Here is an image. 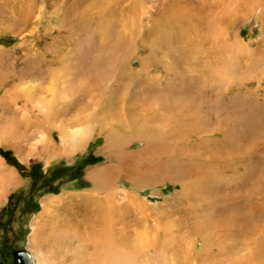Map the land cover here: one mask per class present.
I'll use <instances>...</instances> for the list:
<instances>
[{
    "label": "rangeland",
    "instance_id": "374dc122",
    "mask_svg": "<svg viewBox=\"0 0 264 264\" xmlns=\"http://www.w3.org/2000/svg\"><path fill=\"white\" fill-rule=\"evenodd\" d=\"M211 1L212 9L203 0H0V134H9L0 158L19 180L0 204V264H14L19 249L33 264H109L99 232L63 225L106 207L104 227L113 222L130 240L160 229L153 213L167 216L158 251L140 241L117 264H207L211 248L232 256L231 240L213 232L221 219L213 210L230 218L242 207L247 231L237 249L258 233L264 259V0ZM176 4H194L197 21L174 14ZM53 169L56 190H44ZM36 221L43 232L32 247Z\"/></svg>",
    "mask_w": 264,
    "mask_h": 264
},
{
    "label": "bare ground",
    "instance_id": "6f19581e",
    "mask_svg": "<svg viewBox=\"0 0 264 264\" xmlns=\"http://www.w3.org/2000/svg\"><path fill=\"white\" fill-rule=\"evenodd\" d=\"M219 1V0H218ZM242 1V0H241ZM253 1H256L258 4H262L263 2H261L262 0H248V2H253ZM31 2V1H30ZM86 2V1H85ZM172 2H174V1H172ZM212 1L210 0H208V1H206V0H203V4H205V3H207V4H209L208 5V7L210 8V9H212L213 7H212V3H211ZM216 2V1H215ZM87 3V2H86ZM190 4V3H189ZM170 5V4H169ZM172 5H175V4H172ZM194 4H192L191 6L190 5H188L187 6V4L186 5H184V4H180V5H177L176 4V7H177V9L176 10H174V11H172V12H174V14H181V16H180V18L181 19H185V20H187V21H192L196 16H197V12H195L194 11V8L196 7V6H193ZM238 5V4H237ZM263 5V4H262ZM171 6V5H170ZM201 7H203V6H201ZM168 8H170V7H168ZM172 8V7H171ZM170 8V9H171ZM204 8V7H203ZM169 9V10H170ZM196 9H198V8H196ZM264 9V7L262 8V10ZM264 11V10H263ZM29 12V11H28ZM170 12V11H169ZM171 12V13H172ZM74 13V12H73ZM171 13H169V14H171ZM200 13H202V12H200ZM76 14V13H75ZM80 14V13H79ZM28 16V15H27ZM26 18V17H25ZM259 18H263V14H260V16H259ZM197 18H195V20H196ZM26 21H27V19H26ZM197 21V20H196ZM198 21H200V24H201V21L203 22V20H201L200 18H198ZM132 24H133V21H132ZM131 30H132V28L130 29V33H131ZM127 32V31H126ZM136 36V35H135ZM212 36H214V38H215V40H221V39H224V37L226 36V34H225V32L223 31V30H214L213 32H212ZM131 39H133V38H131ZM54 46V45H53ZM62 61V60H61ZM64 70V69H63ZM218 73H220V76L221 77H228L229 76V74L228 73H226V71H225V69H222V70H218ZM3 74L4 73H2V76H3ZM43 74V73H42ZM48 77V76H47ZM45 78V77H44ZM49 79V78H48ZM59 81V80H58ZM55 80H54V82H53V84L51 85V86H48V90L50 91V93L52 94H55L56 93V91L58 90L57 88H55ZM51 83V82H50ZM49 83V84H50ZM46 87V86H45ZM152 91V90H151ZM13 93V92H12ZM22 93V92H21ZM191 93V92H190ZM189 93V94H190ZM121 94V93H120ZM141 94V93H140ZM164 94V93H163ZM162 94V95H163ZM143 95V94H142ZM16 96H18L17 94H16V92H15V94L13 95V97L11 98L12 100V102L13 103H17V97ZM187 96V95H186ZM139 97V96H138ZM145 97V96H144ZM159 97V96H158ZM163 97H164V95H163ZM170 97V96H169ZM183 97V96H182ZM149 98V97H148ZM161 98V97H160ZM181 98V97H180ZM165 99H167V97L165 98ZM184 100V99H183ZM201 100V99H200ZM145 101V100H144ZM143 100H142V102H144ZM153 101V100H152ZM173 103H174V101L173 100H171ZM51 102H53V101H51ZM72 102L73 103H75V100H72ZM140 102V101H139ZM151 102V101H150ZM149 102V103H150ZM192 102V101H191ZM155 103V102H154ZM153 103V104H154ZM167 103V102H166ZM173 103L171 104V106H173ZM187 103V102H186ZM188 103H189V100H188ZM168 104V103H167ZM175 104H176V102H175ZM198 104V103H197ZM145 106H147L146 104H145ZM190 106H191V104H190ZM199 106V105H198ZM196 107V106H195ZM143 108V107H142ZM214 108V107H213ZM27 110V108L26 107H24V105H23V108H22V110ZM210 109V108H209ZM214 110V109H213ZM207 111H209V110H207ZM160 115V114H159ZM162 115V114H161ZM165 115V114H164ZM163 115V116H164ZM165 117H167V116H165ZM164 117V118H165ZM245 119V118H244ZM246 120L247 121H252L250 118H246ZM254 121V120H253ZM226 122V121H225ZM237 126V125H236ZM204 132V131H203ZM8 136H9V134H8V131H5V132H3V133H1L0 134V140L1 141H6V140H8ZM235 137V136H234ZM226 139H227V137H226ZM62 141H65L64 139H62ZM51 142H49V147H50V150H51ZM226 144V143H225ZM53 145V144H52ZM219 147H221V146H219ZM224 147V146H223ZM147 148V147H146ZM160 150V149H159ZM53 151V150H52ZM150 151V150H149ZM52 153V152H51ZM137 157V156H136ZM50 158V157H49ZM169 158V157H168ZM163 160V159H162ZM166 160V159H165ZM134 161V160H133ZM50 162V161H49ZM137 162V161H136ZM157 162H158V160H157ZM5 161L2 159V158H0V204H2V203H4V201H5V199L7 198V194H8V191L10 190V187H12V186H15V185H18V181L19 180H17V173H16V171L14 170V169H9V171H6V168H4L5 167ZM123 165V164H122ZM153 166V165H152ZM137 167V166H136ZM157 166L155 165V168H156ZM154 168V169H155ZM152 169V168H151ZM158 169V168H157ZM50 169H49V167H47V169H46V174L47 173H49V175H50V171H49ZM53 171V170H52ZM51 171V172H52ZM149 171V170H148ZM93 172V171H92ZM94 172H96L95 170H94ZM45 174V175H46ZM53 174V173H52ZM144 174V173H143ZM202 175V174H201ZM103 177V176H102ZM195 177H197V176H195ZM47 178V177H46ZM186 185V184H185ZM205 186V185H204ZM184 188V187H183ZM182 188V189H183ZM208 189V188H207ZM218 189V188H217ZM190 190L191 189H189V187L188 186H185V191H187V197H188V205H189V207H187L188 209H190V212H191V214L193 215V217H194V220H196V218H197V215H198V208L197 207H195V206H193V204H194V202H193V199L195 198V196L192 194L191 195V193H190ZM199 190V189H198ZM219 190V189H218ZM112 192V191H111ZM114 192V191H113ZM205 194V193H204ZM203 194V195H204ZM215 194V193H214ZM220 194V193H219ZM228 194V193H227ZM205 195H207V194H205ZM221 195V194H220ZM227 196V195H226ZM225 196V197H226ZM6 197V198H5ZM110 198L109 199H111V195L109 196ZM137 197V196H136ZM136 197L135 198H133V199H135L136 200ZM212 197V196H211ZM228 198V197H227ZM233 198H234V196H233ZM98 199V198H97ZM51 197H49L48 199H46L45 201H44V204L46 203V208L44 207V209H47L46 211H45V213L48 211V209H50V207H49V204L51 203ZM138 200V199H137ZM209 200H210V198H209ZM228 200V199H227ZM232 200V199H231ZM230 200V201H231ZM241 200V199H240ZM243 200V199H242ZM96 202V201H95ZM248 202V201H247ZM113 201L111 200V201H109V203H108V207H112L113 208V210L115 209L114 207H113ZM130 203V202H129ZM234 203V202H233ZM232 203V204H233ZM96 204V203H95ZM98 204V203H97ZM142 204V203H141ZM208 204H210V203H208ZM249 204V203H248ZM251 205V204H250ZM90 206V205H89ZM93 206H95V205H93ZM101 206V205H100ZM103 206V205H102ZM101 206V207H102ZM207 206H209V205H207ZM86 207V206H85ZM96 207V206H95ZM94 207V208H95ZM146 207V206H145ZM248 207V206H247ZM91 208H93V207H91ZM93 208V209H94ZM99 208V207H98ZM107 208V207H106ZM101 209V212H96V213H91V214H89V215H87L88 214V212H89V209H88V211H84L85 213L83 214H81V220H79L80 222H78V221H76L75 219H73V221L71 222L70 220H69V218L64 222V226H65V228H67V226L68 227H71L69 230H70V232L72 233V232H74V234L75 233H79L80 235H82V234H96L97 232H99L98 234H97V238L95 239V241H96V243L97 244H99V245H102L103 246V248H104V246L105 247H107V249H106V251L107 252H109L110 254L108 255V258L106 257V260L107 259H109V264L111 263V262H113L114 264L116 263H120L121 261H123V257H124V254H125V252H124V254H122V251L123 250H127L128 248H130L131 249V245H137V243L138 242H140L141 244H142V242H143V244L142 245H145L144 247H147L148 249H156V251H158L157 249H158V247L163 243V241H162V243H161V241H160V238H161V236H164V234L162 235V232H166V230H168L167 229V226L168 225H166V223H163L160 219H163V216H164V218H166L167 216H166V212H161V213H153L152 215H153V217L155 218V221H156V224L159 226L158 228H160L158 231H156L154 234H152V236H150V235H148V234H145V235H143V234H139V236L137 237L138 239L137 240H130V239H128L127 237H126V235L127 236H130L128 233H123V232H120V231H115L114 230V224H113V222H110L109 223V225L106 227V225H105V227H104V223H103V218L101 217V215H100V213H105L106 211H107V209ZM140 208H141V206H140ZM139 208V209H140ZM214 208V207H213ZM243 208V207H242ZM237 209V211L234 213H232L231 214V217L230 218H226V216L225 217H222V216H220L219 214H223L222 212H220V211H214L213 210V215L212 216H219L221 219H219V220H217V221H213L212 222V229H213V232H215L216 233V231H219V235L222 237V238H224V236L226 235L230 240H231V242H232V247L230 248V249H232V250H236V253L235 254H232V256H223L222 255V253H221V255L222 256H220V257H218L220 254H218L217 253V251H215V249H213V248H211L210 250L211 251H215L214 253L213 252H206L207 254H206V256H208V257H206V258H208V262H207V264H264V259H261V258H259L258 256H257V254H256V248L259 246V240H258V236H256V234H258V233H256L254 236H250L249 237V239H248V245H242L240 248H239V250L237 249V246L239 245L238 244V242H239V240H240V238H241V236L242 235H239V234H245L246 233V231H247V224H245V221H244V219H246V209L244 208V209ZM86 209V208H85ZM119 209H121V206H120V208ZM207 209V208H206ZM210 209V208H209ZM256 209H258L257 207H256ZM96 210V209H95ZM146 210V209H145ZM147 210H148V208H147ZM150 210V209H149ZM180 210V209H179ZM245 210V211H244ZM249 210H250V208H249ZM130 211V210H129ZM182 211V210H181ZM180 211V212H181ZM188 211V210H187ZM252 211H253V209H252ZM256 211V210H255ZM128 212V211H127ZM142 212V211H141ZM147 212V211H146ZM153 212V211H152ZM45 213H42L41 214V216H43V214H45ZM120 213V212H119ZM94 214V215H93ZM144 214V213H143ZM171 214V213H170ZM87 215V216H86ZM150 215H151V213H150ZM168 215V214H167ZM187 215V214H186ZM264 215V214H263ZM77 216V215H76ZM149 216V215H148ZM208 216V215H207ZM210 216V215H209ZM68 217V216H67ZM152 217V216H151ZM184 217V216H183ZM192 217V216H191ZM228 217V216H227ZM186 218V217H185ZM253 218V217H252ZM51 219H53V217L51 218ZM64 219V218H63ZM254 219V218H253ZM261 219V218H260ZM54 220V219H53ZM174 221V223L176 224L175 226H179V223H180V221L182 222V220L180 219H177L176 220V218H174L173 219ZM185 220V219H184ZM126 221V220H125ZM34 222H35V220H34ZM37 222V221H36ZM48 222V221H47ZM195 222V221H194ZM255 222V221H254ZM43 224V223H42ZM42 224L40 223V222H37L36 224L34 223V228H35V230H34V232H33V234L31 235L32 237H31V240H30V243H31V246L32 247H36V245H38L37 243H38V235L41 233V232H43L42 231ZM188 224V223H187ZM259 224V223H258ZM182 225L183 224H181V227H182ZM185 225V224H184ZM183 225V226H184ZM190 225H192V224H189V226ZM44 226V225H43ZM187 226V225H186ZM194 227H195V229H196V232H197V234H198V238L200 239V240H202L203 241V236H202V232H203V228H202V225L200 226V224H197V223H194V225H193ZM180 227V228H181ZM188 227V226H187ZM46 228V227H45ZM44 228V229H45ZM120 228V227H119ZM168 228H170V227H168ZM180 228H178V232L180 233ZM183 228V227H182ZM59 230V229H58ZM123 230V229H122ZM56 231V230H55ZM60 231V230H59ZM58 231V232H59ZM66 231V230H65ZM124 231V230H123ZM187 231V230H186ZM189 231V230H188ZM57 232V231H56ZM64 232V231H63ZM69 232V233H70ZM114 232V233H113ZM171 232V231H170ZM61 233V232H60ZM70 233V234H71ZM137 232H135V234H136ZM146 233V232H145ZM169 233V232H168ZM194 233V232H193ZM253 233V232H252ZM251 233V234H252ZM44 234V233H43ZM74 234H73V236H74ZM78 234V235H79ZM134 234V235H135ZM254 234V233H253ZM55 235H56V233H55ZM59 235V234H58ZM63 235V234H62ZM62 235H60V238L62 237L63 238V236ZM137 235V234H136ZM166 235V234H165ZM169 235V234H168ZM170 235H171V233H170ZM188 235V234H187ZM208 235V234H207ZM44 236V235H43ZM65 236H67L66 234H65ZM64 236V237H65ZM69 236V235H68ZM67 236V237H68ZM244 236V235H243ZM45 237V236H44ZM93 237V236H92ZM173 237V236H172ZM175 237V236H174ZM215 237V236H214ZM57 238V237H56ZM81 238H83V237H81ZM80 238V240H82ZM176 238V237H175ZM243 238V237H242ZM264 238V237H263ZM58 239V238H57ZM84 239V238H83ZM166 239V238H165ZM68 240V239H67ZM86 240H87V238H86ZM164 240V239H163ZM84 241V240H83ZM90 241H92V240H90ZM263 241H264V239H263ZM66 242H68V241H66ZM79 242V241H78ZM94 243V242H93ZM96 243H94V244H96ZM208 242H206V240L204 239V241L202 242V244L204 245L203 247H205L206 248V246H205V244H207ZM240 243V242H239ZM261 243V242H260ZM263 243V242H262ZM261 243V244H262ZM166 244V243H165ZM164 244V245H165ZM172 244V243H171ZM201 245V244H200ZM96 247H97V245H96ZM110 247H112V248H110ZM213 247V246H212ZM225 247V246H224ZM138 248H140L139 246H138ZM98 249V248H97ZM160 249V248H159ZM230 249H225L224 248V250H226V251H223V250H221L222 252H226L227 254L231 251L232 252V250H230ZM73 250V249H72ZM95 250H96V248H95ZM94 250V251H95ZM99 250V249H98ZM97 250V251H98ZM192 250H195V248L193 247L192 248ZM203 250V251H202ZM206 250V249H205ZM262 250V249H261ZM67 251V250H66ZM151 251V250H150ZM207 251V250H206ZM105 252V251H104ZM127 252H129V251H127ZM149 252V251H148ZM161 252V251H160ZM196 252V251H195ZM201 252H204V248H202L201 249ZM200 252V253H201ZM96 253V252H95ZM164 253V252H163ZM191 253H192V251H191ZM190 253V254H191ZM210 253H213L212 255H210ZM159 254V253H158ZM195 254V253H194ZM80 255V254H79ZM131 255V254H130ZM152 255V254H151ZM231 255V254H230ZM80 256H82V255H80ZM89 256V255H88ZM91 256V255H90ZM93 256V255H92ZM91 256V257H92ZM96 256V255H95ZM167 256V255H166ZM175 256L177 257V255H176V253H175ZM195 256V255H194ZM260 257H261V255H259ZM90 257V258H91ZM163 257V256H162ZM165 257V256H164ZM196 257V256H195ZM204 257V258H205ZM95 260L94 261H88V260H86L85 262H84V264H97V263H95V262H97V257H93ZM98 258H99V256H98ZM166 258V257H165ZM169 258V257H168ZM175 258V257H174ZM198 258H199V256H198ZM203 258V259H204ZM200 259V258H199ZM76 260V259H75ZM130 260H131V258H130ZM170 260V259H169ZM174 260V259H173ZM176 260V259H175ZM179 260V259H178ZM201 260V259H200ZM100 261V260H99ZM168 261V260H167ZM80 262V261H79ZM108 262V261H107ZM171 263H172V261H170ZM203 263L205 262V261H202ZM263 262V263H262ZM76 263H78V262H76ZM100 264V263H99Z\"/></svg>",
    "mask_w": 264,
    "mask_h": 264
},
{
    "label": "trees",
    "instance_id": "16d2710c",
    "mask_svg": "<svg viewBox=\"0 0 264 264\" xmlns=\"http://www.w3.org/2000/svg\"><path fill=\"white\" fill-rule=\"evenodd\" d=\"M80 160L81 159H78V161L76 160L74 163V165H73V167H71V171H72V174L75 176V174H77V172H78V169L81 167H79V163H80ZM62 167H64V166H62ZM61 170V169H60ZM60 174V172H59V170L58 169H53V174L50 176V178L48 179V178H46L45 176V178H43V180L41 181V183L44 185L43 186V188H44V190H50V191H54V190H56V188H53V183H52V179H55V177L57 176V175H59ZM56 175V176H55ZM80 175H81V172H80ZM53 176V177H52ZM39 177H40V175H39ZM42 178V177H41Z\"/></svg>",
    "mask_w": 264,
    "mask_h": 264
},
{
    "label": "water",
    "instance_id": "95a60500",
    "mask_svg": "<svg viewBox=\"0 0 264 264\" xmlns=\"http://www.w3.org/2000/svg\"><path fill=\"white\" fill-rule=\"evenodd\" d=\"M14 264H33L32 255L25 249H19L13 253Z\"/></svg>",
    "mask_w": 264,
    "mask_h": 264
}]
</instances>
